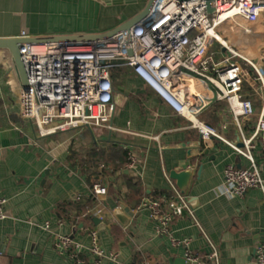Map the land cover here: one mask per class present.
<instances>
[{
    "label": "crops",
    "instance_id": "1",
    "mask_svg": "<svg viewBox=\"0 0 264 264\" xmlns=\"http://www.w3.org/2000/svg\"><path fill=\"white\" fill-rule=\"evenodd\" d=\"M150 1L108 5L97 0H0V38L20 37L22 31L26 39L105 32L136 17ZM256 27L252 34L229 35V42L257 65L264 36L263 27ZM13 62L10 51L0 48V196L7 200V217L0 220V264H73L55 244L59 235H70L82 244L86 264H97L89 250L91 229L99 231L105 249L118 254L116 260L106 258L98 264H170L171 258H186L187 250L199 258L195 264L255 260L256 247L264 241V193L259 188L242 197L219 193L225 168L249 166L245 157L219 139L199 138L188 128L190 122L129 67L113 73L115 112L110 127L82 126L41 136L15 113L9 88L20 77ZM116 78L121 85H116ZM247 85L258 110L261 87L254 82L251 89L250 78ZM199 117L218 127L228 120L221 101ZM255 122L256 118L246 124V131ZM224 134L237 138L231 124ZM87 152L90 161L81 165L77 157L88 158ZM130 153L137 157L135 168L129 167ZM72 154L77 159L72 160ZM254 154L264 176V153L258 148ZM98 158L104 160L99 164ZM90 167L105 168L107 175H89L85 169ZM96 181L108 187L103 218L107 222L100 225L87 217L91 212L98 217L95 202L89 207ZM177 194L189 201L194 218L178 216L169 235L159 234L149 208L142 204ZM124 207L135 213L126 225L114 213ZM210 241L217 260L209 258Z\"/></svg>",
    "mask_w": 264,
    "mask_h": 264
},
{
    "label": "built area",
    "instance_id": "2",
    "mask_svg": "<svg viewBox=\"0 0 264 264\" xmlns=\"http://www.w3.org/2000/svg\"><path fill=\"white\" fill-rule=\"evenodd\" d=\"M212 6L210 12L209 0H155L130 28L131 51L124 32L98 39L19 44L26 83L16 76V81L10 84L15 113L33 124L41 136L82 126L110 127L115 112L113 72L129 67L190 122L188 128L199 138L219 139L249 161L247 167L229 164L225 168L220 194L242 197L251 188L264 193L263 167L254 154L258 148L264 153V53L258 64L253 65L219 37L230 41L229 35L241 33L235 20L251 25L254 31L261 25L264 36V0H212ZM223 26L229 29V35L224 33ZM20 37L26 38V32L22 31ZM249 78L253 83L250 88L254 90V82L259 83L263 92L258 110L248 94ZM216 101L225 104L228 115L227 122L220 127L199 117ZM254 118L255 126L246 131V124ZM229 124L237 132L236 139L224 134ZM135 166L137 157L130 153L129 167ZM92 193L95 214L104 218L108 187L96 181ZM6 201L0 196V220L7 217ZM142 205L149 208L159 234L169 235L171 224L178 216L194 218L189 201L180 194L145 201ZM89 235V250L97 264L102 259L118 258L116 252L103 247L97 229H91ZM55 244L69 255L73 264L87 263L84 247L70 235H59ZM210 245L213 250L209 258L217 260V249L211 241ZM186 258L192 264L199 262L189 250ZM250 264H264V241L257 245L255 260Z\"/></svg>",
    "mask_w": 264,
    "mask_h": 264
},
{
    "label": "water",
    "instance_id": "3",
    "mask_svg": "<svg viewBox=\"0 0 264 264\" xmlns=\"http://www.w3.org/2000/svg\"><path fill=\"white\" fill-rule=\"evenodd\" d=\"M98 2L102 4H108V5H122V4H129L134 3L136 0H97ZM155 0H151L150 4L147 6L145 10H143L140 14H138L133 19L129 20L128 22L105 32H98V33H84V34H66V35H59V36H44V37H34V38H22V37H12V38H0V48H6L10 51L12 58L15 62L19 77L23 84L26 83V76H25V70L22 63V60L20 58V54L18 52V45L22 44L24 42H32V43H43L48 41H54V40H62V39H98V38H106L108 36H111L112 34H115L117 32H124L127 37V42L129 44V49L131 51L130 47V37H129V31L130 28L142 17L144 16L150 7L152 6L153 2ZM209 6H210V12L213 11L212 6V0H209ZM115 216L116 218L123 224L126 225L129 222V219L131 217L135 216V213L131 211L129 208H118L115 210ZM94 222L97 225H100L102 223H106L107 219L95 217L93 218ZM170 264H188L186 258H171Z\"/></svg>",
    "mask_w": 264,
    "mask_h": 264
},
{
    "label": "trees",
    "instance_id": "4",
    "mask_svg": "<svg viewBox=\"0 0 264 264\" xmlns=\"http://www.w3.org/2000/svg\"><path fill=\"white\" fill-rule=\"evenodd\" d=\"M121 69H116V70H114V72L113 73H115V72H117V71H120ZM97 154V153H96ZM126 154V153H125ZM124 153H123V155H125ZM86 155L88 156V158H85V159H83V157H82V155H78V157L76 156V155H71L70 156V158L72 159V160H75V159H77L78 158V160L80 161L79 163H81V165H83L85 162H88V160H89V156L91 155V153H89V152H87L86 153ZM85 155V156H86ZM77 157V158H76ZM104 158V157H103ZM103 158H98L99 159V164H100V162H101V160H104ZM90 161V160H89ZM96 161V160H95ZM121 162H123L122 160L120 161V164H115L114 165V168L113 169H111L112 171H110V172H114L117 168H118V166H120L121 165ZM99 164H96L97 166L96 167H98L99 166ZM86 168L85 170L89 173V175H91L92 173H96L97 175L98 174H100V175H102V176H105V175H107V171H105V168H102V170H98L97 168ZM94 202H95V197H93V195L91 196V198H90V206L89 207H91V206H93L94 207ZM92 208V207H91ZM90 208V209H91ZM87 217L89 218V220H92L93 219V214H92V212L91 213H88L87 214Z\"/></svg>",
    "mask_w": 264,
    "mask_h": 264
},
{
    "label": "bare ground",
    "instance_id": "5",
    "mask_svg": "<svg viewBox=\"0 0 264 264\" xmlns=\"http://www.w3.org/2000/svg\"><path fill=\"white\" fill-rule=\"evenodd\" d=\"M236 21V24H238V25H240L239 27L241 28L240 30H241V33L240 34H238V36L236 35H234V34H231L230 36L231 37H234V38H237V37H240L241 35H243V33L246 31L247 33H250V34H252L253 33V29H252V27H251V25H249V24H246V23H244L243 21H239V20H235ZM223 29H224V33L225 34H227V35H229L230 34V32H228L229 31V29L227 30V27H225V26H223ZM220 38H221V40L224 42V44H226V46L227 47H230L232 50H234L235 52H237V53H239L243 58H245V59H247V60H249L253 65H256V64H254V61L253 60H251V59H249L247 56H244L243 54H241V52H239L229 41H225L224 40V38H222V36L220 35L219 36ZM199 88H201L200 86H199Z\"/></svg>",
    "mask_w": 264,
    "mask_h": 264
},
{
    "label": "rangeland",
    "instance_id": "6",
    "mask_svg": "<svg viewBox=\"0 0 264 264\" xmlns=\"http://www.w3.org/2000/svg\"><path fill=\"white\" fill-rule=\"evenodd\" d=\"M234 35H235V36H236V35L238 36V34H234ZM263 42H264V40H262V43H263ZM240 50H241V49H240ZM247 70L251 73L252 76H254V72H253L249 67H247ZM120 80H121V79H120ZM120 80H119V78H118V79L116 78V81H117V82H116V83H117L116 85H117V86H118V85H121ZM236 106H237V105H236Z\"/></svg>",
    "mask_w": 264,
    "mask_h": 264
}]
</instances>
